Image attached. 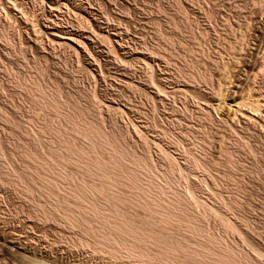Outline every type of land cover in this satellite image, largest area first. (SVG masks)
I'll return each mask as SVG.
<instances>
[{"label":"rangeland","instance_id":"obj_1","mask_svg":"<svg viewBox=\"0 0 264 264\" xmlns=\"http://www.w3.org/2000/svg\"><path fill=\"white\" fill-rule=\"evenodd\" d=\"M2 2L0 32L8 41H0V264L136 263L94 246L92 234L104 230L99 215L89 218L90 233L64 221L80 214L79 202L65 195L70 187L93 189L97 214H129L170 243L196 248L216 240L213 252L228 249L242 264H264V107L262 114L254 108L257 97L264 101V0H8L10 8ZM181 65L204 82L186 86L177 73ZM36 87L57 96L64 113L41 106ZM89 104L96 110L83 116L86 122L150 158L151 168L135 169L149 189L144 197L142 190L113 186V171L89 173L77 155L74 163L56 159L61 139L89 162L98 156L114 165L111 150L91 149L64 116ZM25 153L64 173L61 190L45 185L48 172ZM148 193L149 202L173 203L187 217L170 221L157 202V216L125 202H146ZM223 218L237 230L223 229ZM146 250L160 251L152 243ZM181 254H171L174 264L187 262Z\"/></svg>","mask_w":264,"mask_h":264},{"label":"bare ground","instance_id":"obj_2","mask_svg":"<svg viewBox=\"0 0 264 264\" xmlns=\"http://www.w3.org/2000/svg\"><path fill=\"white\" fill-rule=\"evenodd\" d=\"M4 1V3L3 4H5L7 7H11L10 5H9V2H8V0H3ZM10 1V3L12 2V0H9ZM14 1V0H13ZM23 1V0H22ZM36 1V0H35ZM44 2V1H43ZM14 3V2H13ZM3 4H1V5H3ZM12 4V3H11ZM18 4V3H17ZM14 5V4H13ZM5 6V7H6ZM4 8V7H3ZM14 8V7H13ZM12 8V9H13ZM49 8V7H48ZM5 10L7 9V8H4ZM15 9V8H14ZM57 10V9H56ZM8 11H9V9H8ZM7 12V11H6ZM13 12V11H12ZM12 15V14H11ZM2 16V15H1ZM1 18V17H0ZM1 19H3V18H1ZM1 19H0V21H1ZM22 19V18H21ZM24 19V18H23ZM6 21V20H5ZM2 22V21H1ZM27 23V22H26ZM28 23H30L29 21H28ZM28 23H27V25H28ZM25 24V23H24ZM33 24V23H32ZM31 24V26L33 27V25ZM38 24V23H37ZM25 26V25H24ZM30 26V25H29ZM30 26V27H31ZM42 26V25H41ZM8 27V26H7ZM29 27V28H30ZM36 26L34 25V28H35ZM34 28H32V29H34ZM32 29H30V30H32ZM177 30H178V28H177ZM34 31V30H33ZM43 31V30H42ZM178 31H180L179 33L180 34H182V29L179 27V30ZM178 33V34H179ZM35 34V33H34ZM54 34H56V33H54ZM55 36V35H54ZM71 36V35H70ZM70 36H69V38H70ZM75 38V37H74ZM90 38V37H89ZM105 38V37H104ZM8 39V36H7V34L5 33V32H0V41H6ZM57 39H58V37H57ZM70 39H72V40H75V39H73V37L71 36V38ZM110 39V38H109ZM55 40V39H54ZM108 39H107V37H106V41H107ZM8 41V40H7ZM110 41V40H109ZM79 42V41H78ZM81 42V41H80ZM7 43V42H6ZM79 44V43H78ZM84 44V43H83ZM80 47V46H79ZM159 51H160V49H158ZM162 51H164V49H162L160 52H159V56L161 57V55H162ZM157 52V51H156ZM79 54V53H78ZM164 54H166V51H165V53ZM179 56H180V53L178 54ZM165 57V58H168L166 55H162V57ZM161 57V58H162ZM146 58V57H145ZM159 58V57H158ZM164 58V60H166ZM163 60V61H164ZM146 61H148V60H146ZM145 62V61H144ZM149 62V61H148ZM148 62H146V64L148 63ZM148 66H150V64L148 63L147 64ZM147 66V67H148ZM183 65H181V68H180V66H178L177 67V71L179 70V72H177V73H179V75L181 76V78L180 79H182V80H184V81H182V82H184V83H186L185 85L187 86V85H191V87L194 85V84H199L200 82H202V80H203V82H204V79L202 78V75L201 74H198V73H196L195 71H192V70H186L185 69V67L183 66ZM179 68V69H178ZM153 69V68H152ZM151 69V70H152ZM150 70V71H151ZM154 70V69H153ZM264 69H262V71H263ZM263 73V72H262ZM178 75V76H179ZM179 76V77H180ZM258 76V75H257ZM153 79H154V77H153ZM153 79H151V80H153ZM155 82V79L152 81V82H150V83H154ZM159 82H161V81H159ZM207 82V81H206ZM205 82V83H206ZM35 84V83H34ZM38 84V83H37ZM207 84V83H206ZM264 84V83H263ZM154 85V84H153ZM39 86V85H38ZM159 86H161V85H159ZM37 88V90L39 91V94L41 95L40 97H42L44 100V103L42 104H40L41 106L43 105H45L46 106V108H50V109H52V110H54L55 111V113H58V114H61L62 112H63V107H64V103H62V101L60 102L56 97L57 96H49L44 90H42L40 87H36ZM158 89H159V87H157ZM161 88V87H160ZM187 88H189V87H187ZM192 89H190V91H191ZM159 92H160V89L158 90ZM186 91H189V89L188 90H186ZM214 92V91H213ZM214 93H216V91L214 92ZM218 93V92H217ZM38 94V95H39ZM53 95V94H52ZM215 95H218V94H215ZM218 96H221L220 95V92H219V95ZM90 97V96H89ZM217 97V96H216ZM253 97V96H252ZM255 97V96H254ZM220 98H222V97H220ZM250 98V97H249ZM256 98V97H255ZM40 99V98H39ZM87 99V98H86ZM92 99V98H91ZM257 99V101L254 103L255 104V107L254 108H257V109H255V111L257 110H259V108L260 107H264V101L262 100V98H256ZM42 100V99H41ZM247 100V99H246ZM40 101V100H39ZM42 101V102H43ZM218 104H220V106H216L218 109L219 108H223V104H225V101H222V99H221V102H220V99H218ZM245 101V100H244ZM249 102V101H248ZM92 103V102H91ZM90 103V104H91ZM94 103V102H93ZM244 103H246V102H244ZM243 103V104H244ZM252 103V102H251ZM90 104L88 105V107H82L83 109H78V108H76V110L73 108H71L72 110H74V112L72 113V112H70V113H72V114H69V112H66V115H64L65 116V118H66V120L67 121H69V123H71L72 124V126H74L73 128H75L76 129V131H78V132H80V134L82 133L83 134V136H85L86 138H88L89 140H90V142H92L93 144H91L92 145V148L91 149H94L95 147L94 146H98L97 148H100L99 146H101V147H103V148H105V150L106 149H109V150H111V152L113 153V155H114V158H115V163H113L114 165H108V164H106L103 160H101V159H99V158H97V157H95V160H93L92 162L90 161L89 162V160L87 161L86 160V158L85 157H87V156H85V154H84V151H82V150H79V149H77L76 147H75V145H72L73 143H68L66 140H65V142L64 141H58L59 143H60V146L56 149V150H54L53 152H54V154H55V157H56V159H57V157L59 158V159H61V160H64V159H67L68 161H70V160H72L73 161V159L75 160V162H76V160L78 159V157H80V159H79V162H76V163H81V164H83V166L85 167L84 169H87V171L89 172V173H93V171L94 170H99L98 172H101V171H103L102 172V174H104L105 172H107L108 173V171H110V172H114L113 174H115V179H116V184L114 185L113 184V186H116V185H121V186H125V187H128V188H130L131 189V191L132 190H135V192H139V191H143V189L145 190V194L143 195V192L141 191V194H142V196L144 197L145 195H146V193L148 192H146V189H148V188H146L145 186H143V189H142V185L140 184V181H139V178H140V176L139 175H137L136 174V172H139V171H135V169L136 168H151L150 167V164H152V163H150V161L151 160H149L148 159V155L146 156V154L144 155L143 153H141V154H143V155H139L137 152L135 153V151L133 152V151H131L129 148H127L126 147V145H124V143H123V141H122V143L120 142V140H119V136L118 137H116V135H114L113 133H109V134H107V133H104L102 130H101V128H100V125H98V124H96V122L94 123V122H92L91 120V122L89 121L88 122V120H87V122L83 119L84 117H85V115L87 114V113H93L94 112V110H96V109H94L95 107H92V106H90ZM217 104V105H218ZM248 104V103H247ZM249 104H250V102H249ZM66 105V104H65ZM246 105V104H245ZM253 105V104H252ZM252 105H251V108H253L252 107ZM240 106V105H239ZM248 106V105H247ZM254 106V105H253ZM250 107V106H249ZM239 108V107H238ZM242 108H243V106H242ZM63 109V110H62ZM70 109V110H71ZM67 110V109H66ZM71 110V111H72ZM240 111H241V109H239ZM249 110V109H248ZM264 110V109H263ZM53 111V112H54ZM69 111V110H68ZM244 111V110H243ZM254 111V112H255ZM96 112V111H95ZM208 112V111H207ZM254 112H253V114H254ZM259 112H260V110H259ZM64 113V112H63ZM68 113V114H67ZM205 113V112H204ZM242 113V112H241ZM258 113V112H257ZM261 113V112H260ZM57 114V115H58ZM245 114V113H244ZM242 115V116H244V117H246V115ZM262 114V113H261ZM88 115V114H87ZM86 115V116H87ZM93 115V114H92ZM203 115V114H202ZM84 116V117H83ZM248 116V115H247ZM96 117V116H95ZM251 117V116H250ZM249 118V117H248ZM261 125V124H260ZM263 126V125H262ZM61 136V135H60ZM57 142V143H58ZM67 142V143H66ZM206 143V142H205ZM204 143V144H205ZM203 144V145H204ZM207 144V143H206ZM58 145V144H57ZM94 147V148H93ZM90 149V150H91ZM96 149V148H95ZM94 149V150H95ZM109 150H107V151H109ZM228 151V150H227ZM93 152H95V151H93ZM92 152V153H93ZM97 152V151H96ZM26 155V157H28L27 159L29 160V159H31L32 160V162L34 161V162H38L39 164L38 165H40L42 168H44V169H42V170H46V172H48V174H43L42 175V180L44 181V183H45V185H47L48 187L49 186H51L52 188H56L57 190H61V182H62V180L64 179L65 180V175H64V173H62V172H60V171H58V167L55 169L54 167H53V165H50L49 163H47L46 161H42V160H40V158H39V160L36 158V157H34L33 155H31V153H25ZM91 154V153H90ZM167 154V153H166ZM165 154V155H166ZM75 155H77L78 157L75 159L74 158V156ZM86 155H88L87 153H86ZM24 156V157H25ZM26 157H25V159H26ZM54 157V156H53ZM89 157V156H88ZM150 157V156H149ZM167 159H168V161H169V164H170V167L171 168H173L175 165H177V163H175L176 162V160L173 158V156H171V155H166L165 156ZM64 158V159H63ZM93 158V157H92ZM88 159V158H87ZM31 160H30V162H31ZM66 160V161H67ZM166 160V159H165ZM73 163H74V161H73ZM78 164V165H79ZM81 164H80V166H81ZM168 164V163H167ZM55 166V165H54ZM126 166V167H125ZM164 166V165H163ZM167 166V165H166ZM193 166L194 167H198L199 166V164H198V161H195L194 163H193ZM176 167V166H175ZM40 168V167H39ZM153 168V167H152ZM163 168V167H162ZM168 168H169V165H168ZM168 168L167 169H165V170H168ZM142 169V170H143ZM40 170V169H39ZM154 171V170H153ZM169 171H172V170H169ZM174 171V170H173ZM109 172V173H110ZM175 172V171H174ZM45 173V172H44ZM143 173V172H142ZM142 173L140 174V175H142ZM146 173V172H145ZM144 173V174H145ZM170 173V172H169ZM106 174V173H105ZM143 174V175H144ZM142 175V176H143ZM165 175V174H164ZM168 176V175H167ZM139 177V178H138ZM172 177V176H171ZM40 178V179H41ZM114 179V180H115ZM167 180H170V179H167ZM172 180V179H171ZM142 181V180H141ZM173 181V180H172ZM151 182V181H150ZM149 182V183H150ZM174 182V181H173ZM43 183V182H42ZM63 183V182H62ZM113 183V182H112ZM141 183H143V182H141ZM148 183V184H149ZM168 183H169V181H168ZM64 184V183H63ZM143 184H145V182L143 183ZM147 184V183H146ZM44 185V186H45ZM47 186H46V188H47ZM67 186V185H66ZM70 186V185H69ZM120 186V187H121ZM172 186V185H171ZM119 187V186H118ZM145 187V188H144ZM149 187V186H148ZM75 188V187H74ZM71 189V187L70 188H68L69 190H68V192H67V194H65V195H70V196H72V197H74V199H76L78 202H79V204L77 205V209H79V212H80V214H77V212H76V214L77 215H75V212L74 213H72V214H67V215H64L63 217V219H64V221H66L67 220V224L68 223H70V225H73V226H75V227H77V226H80V227H82L83 228V230L86 232V233H90V232H92L91 230H92V228H91V218H95L96 219V217H93L94 216V214L95 215H104L102 212V214H97V202H96V197H93V195L90 193V192H92L93 191V189H92V191L90 190V192L88 191V189L86 190V189H83V188H75V189ZM85 188V187H84ZM108 188V187H107ZM115 188V187H114ZM114 188L113 189H110V190H114ZM127 188V189H128ZM150 188H151V186H150ZM49 189V188H48ZM65 189H66V187H65ZM102 189V188H101ZM103 189H106V188H103ZM108 189V190H109ZM117 189V188H116ZM115 189V190H116ZM57 190H55V191H57ZM149 190V189H148ZM53 191V190H52ZM66 191H67V189H66ZM86 191H88L90 194H91V196L89 195V194H86V193H88V192H86ZM94 191H96V192H99V194L100 193H102L101 191L102 190H98V189H96V190H94ZM117 191V190H116ZM115 191V192H116ZM160 191H162V190H160ZM63 192H64V189H63ZM51 193V192H50ZM58 193V192H57ZM60 193H62V192H60ZM59 193V194H60ZM95 193V192H94ZM96 194V193H95ZM176 194V193H175ZM174 194V195H175ZM68 195V196H69ZM140 195V194H139ZM148 195V200L147 199H145V200H147L146 202L144 201H142L141 202V200H142V197H141V200H136V197H135V200L134 199H124L125 200V202H126V204H128L130 207H132V206H136V207H141V208H145L144 210H149L150 211V214H151V212L153 213V214H155L156 215V212H157V209L159 210V208L160 207H162V206H159L160 205V203L161 202H157L156 200L155 201H153V202H149V200L150 199H152V197L149 199V197H150V195H149V193L147 194ZM138 196V195H137ZM51 197V196H50ZM56 197V196H55ZM134 197V196H133ZM176 198L178 197V196H175ZM184 197V196H183ZM176 198H175V200H176ZM73 199V200H74ZM174 200V204H176L177 203V201H175ZM178 200V199H177ZM121 201H123V200H121ZM140 201V202H139ZM185 201V200H184ZM124 202V203H125ZM155 202H157V205H158V203H159V205H158V207H153V205H154V203ZM176 202V203H175ZM181 202H182V200H181ZM171 203V202H170ZM172 204L173 203H171V204H169V206H168V203H167V207L166 206H164V207H162L161 208V210L159 211L160 213L162 212L163 213V215H164V217H167V218H171V219H169L170 221L172 220V218L173 219H182V217H187L186 216V214H188V213H186V211H185V209L184 208H178V207H176V205L174 206L173 205V207H171L172 206ZM184 204H185V202H184ZM186 204H188V203H186ZM156 205V206H157ZM162 205H163V203H162ZM166 205V204H165ZM171 205V206H170ZM177 205H178V203H177ZM76 206V205H75ZM179 206V205H178ZM180 206H183V204L182 205H180ZM179 206V207H180ZM171 207V208H170ZM174 207H176V208H178L177 210H178V213L176 214V212H175V209H174ZM184 207V206H183ZM186 207V206H185ZM188 207V206H187ZM99 208V207H98ZM132 208H134V207H132ZM157 208V209H156ZM101 209V208H100ZM173 209V210H172ZM187 209V208H186ZM213 209V208H212ZM58 210V209H57ZM75 210V209H74ZM102 210V209H101ZM101 210H98V211H101ZM176 210V211H177ZM55 211V210H54ZM54 211H51V212H53V213H55ZM71 211H73V210H71ZM78 211V210H77ZM190 211V210H189ZM212 211V210H211ZM148 212V211H147ZM213 212H215V211H213ZM219 212V211H218ZM56 213H57V211H56ZM64 213V212H63ZM98 213H100V212H98ZM110 213V212H109ZM160 213L158 214V212H157V214L158 215H160ZM162 213H161V215H162ZM66 214V213H65ZM106 214V213H105ZM155 215H153V216H155ZM189 215H190V213H189ZM66 216V217H65ZM92 216V217H91ZM98 216V218H100V220H102V222H101V227H103L104 228V230H97V231H99L98 233H97V231H94V234H92L93 235V238H94V244H96V245H94V246H98V249L100 250V249H103L107 254H109L111 257H113V258H121V259H123L124 257L125 258H129V259H134V261H136V263L137 264H174L173 263V258H171V256L173 255V253H182L183 255H184V257L183 258H186V260H187V262L188 261H190V263L191 264H242V263H240V261H238V259H236V253H233V251H228V249L227 250H224V251H222V252H220L219 251V253H215V252H213L214 250H212V249H214V248H212L211 249V247L213 246L212 244H214L215 242H218V241H213L212 242V246L210 245V243H211V241L209 242V241H207V242H209V243H207V245L209 244V246H211V247H209V246H206V247H202V245H200L201 247H199V245H197V247L195 248H184V247H182V245H180L179 246V244H178V242H176L177 244H173V243H170V241L168 242V241H166V240H168V239H166V240H163V239H165V238H163L162 239V236H161V238L160 237H158V235H154L155 233L153 232H150L149 230H147L146 229V226L147 225H145L144 223H142V222H136V220H134L133 218H132V216L131 215H127L126 213H124L123 214V212L122 213H120L119 211H117V213L115 212V213H111V215H104L103 217L101 216V217H99ZM150 216V215H149ZM157 216V215H156ZM191 216V215H190ZM48 217V216H47ZM91 217V218H90ZM162 217V216H161ZM49 218V217H48ZM54 218V217H53ZM58 218H59V215H58ZM66 218V219H65ZM89 218H90V222H89ZM167 218H164V219H166L165 221L166 222H168L167 221ZM164 219H162L163 220V222H164ZM180 219V220H181ZM97 220H99V219H97ZM183 220V219H182ZM192 219H191V217H190V221H191ZM56 221V220H55ZM184 221H187L186 219L184 220ZM173 222H176V221H174L173 220ZM192 222V221H191ZM223 223H222V225H223V229H232L233 231H236L237 229H236V226H235V224H233V223H231L229 220H224V218H223V221H222ZM59 223V222H58ZM190 223V222H189ZM188 223V224H189ZM195 224H197V223H195ZM69 225V226H70ZM194 225V224H193ZM100 226V225H99ZM188 226V225H187ZM190 226V225H189ZM198 226V225H197ZM200 226V225H199ZM198 226V227H199ZM103 228H101V229H103ZM191 228H192V226H191ZM190 228V229H191ZM97 229H98V227H97ZM189 229V230H190ZM192 229H196V231L197 232H203V231H201L200 230V228L198 229L197 227H193ZM191 229V230H192ZM195 230H193V233H195L194 232ZM112 232H115V234L112 236ZM96 233V234H95ZM109 233H110V236H109ZM200 234V233H199ZM116 235V236H115ZM196 235V234H195ZM111 236H112V238H111ZM115 236V238H113ZM130 240V241H129ZM208 240H211V239H208ZM214 240V239H213ZM172 242V241H171ZM150 243H152V244H154V245H156V247H158L159 248V253L157 254V252H156V254L154 253V254H151V253H149V252H147V250H146V246H147V244H150ZM219 243V242H218ZM216 244V243H215ZM215 244H214V246H215ZM187 245V244H186ZM184 246V245H183ZM189 246V245H188ZM187 246V247H188ZM203 246H205V245H203ZM216 246H217V244H216ZM219 246H220V244H219ZM190 247H193V246H190ZM218 247V246H217ZM149 248V247H148ZM223 249V248H222ZM103 250H100V251H102L103 252ZM220 250V249H219ZM158 251V250H157ZM216 251V250H215ZM259 253V252H258ZM172 254V255H171ZM181 254V255H182ZM176 255V254H175ZM178 255V254H177ZM182 255V256H183ZM180 256V255H179ZM259 256H260V254H259ZM109 257V256H108ZM124 258V259H125ZM178 259V258H177ZM180 260V259H179ZM184 260V259H183ZM185 260V261H186ZM177 261V260H176ZM186 262V263H187ZM136 263H134V264H136ZM181 263H182V261H181ZM181 263H179V264H181ZM185 263V264H186ZM178 264V263H177ZM184 264V263H183ZM246 264V263H245Z\"/></svg>","mask_w":264,"mask_h":264}]
</instances>
